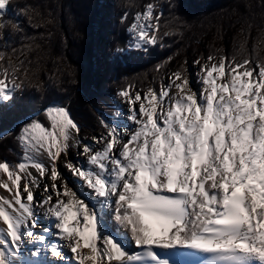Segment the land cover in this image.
I'll return each instance as SVG.
<instances>
[{
  "label": "snow or ice",
  "instance_id": "1",
  "mask_svg": "<svg viewBox=\"0 0 264 264\" xmlns=\"http://www.w3.org/2000/svg\"><path fill=\"white\" fill-rule=\"evenodd\" d=\"M10 5L0 0V38L9 27L22 31L5 19ZM162 17L153 2L135 14L136 49L158 44ZM244 34L242 59L223 49L207 56L199 91L187 61L159 91L121 90L135 127L102 120L106 134L92 138L99 147L83 142L67 107H47V125L27 122L17 136L21 161H0V188L10 194L0 195V264H178L171 257L182 254L199 255V264H264V38L253 58ZM0 62L3 105L26 86L28 69L24 59L0 54ZM73 148L86 157L65 163L78 186L59 167Z\"/></svg>",
  "mask_w": 264,
  "mask_h": 264
},
{
  "label": "trees",
  "instance_id": "2",
  "mask_svg": "<svg viewBox=\"0 0 264 264\" xmlns=\"http://www.w3.org/2000/svg\"><path fill=\"white\" fill-rule=\"evenodd\" d=\"M149 2L163 11L158 44L147 53L120 58L116 52L127 46L132 17ZM171 2L175 7L169 0H11L5 19L18 22L22 31L9 27L3 32L0 54L13 63L24 59L28 78L12 101L0 105V136L18 124L0 138V161H21L20 130L31 117L47 124L44 113L33 116L52 103L70 110L81 135L101 134L106 132L101 121L113 116V97L123 89L159 91L169 72L185 61L189 66L200 57L206 60L217 49L242 59L238 49L245 32L250 34L245 55L256 57L257 42L264 38V0ZM125 13L128 19L122 22ZM259 56L264 59V45Z\"/></svg>",
  "mask_w": 264,
  "mask_h": 264
},
{
  "label": "rangeland",
  "instance_id": "3",
  "mask_svg": "<svg viewBox=\"0 0 264 264\" xmlns=\"http://www.w3.org/2000/svg\"><path fill=\"white\" fill-rule=\"evenodd\" d=\"M207 61H204V60H200V64L197 65L195 64L194 62L189 64V66H187L188 68V74H189V77H190V80L192 82V86L195 90L199 91V89L201 88V84L199 83V77H198V73L200 72V66L203 65L204 63H206ZM188 65V64H187ZM172 71L169 72V74L167 75L166 78L163 79L164 81V85H167L169 83V80L172 76ZM129 88V87H128ZM147 90H144V91H138L141 93V95L143 96V94L146 92ZM120 93V92H119ZM118 94L114 95L113 97V101H114V104L116 105V113L114 112L113 113V116L110 118V120H105L103 119L104 121H107L109 123H115L117 125H120V126H127V123L129 122V120L127 119L128 115H129V104ZM130 93L132 94H135L136 92H131ZM58 104V106H62L61 104L59 103H56ZM53 105V103H52ZM49 106V105H48ZM51 106V104H50ZM64 106V105H63ZM137 108L139 107V102H137ZM66 107V106H64ZM45 111V108L42 109L39 113H44ZM24 121H21L19 124L23 123ZM48 123V121H47ZM18 125V124H17ZM17 125L10 131L2 134L0 136V138H4L6 137L7 135H9L10 133H12ZM47 125V124H46ZM128 127V126H127ZM89 134H85L87 137H85V135H81V132H80V137L83 139V142L85 141H93V137H100L101 135H104L106 134V132H103L101 134H96V133H90L89 131H87ZM78 150L76 148H73L69 154L68 157L66 158H62V161L60 162L61 164V168L64 166L65 167V163L68 161V160H71L73 161L74 163H80V164H84L86 162V157L82 156V155H78L77 154ZM82 157V159H80ZM22 159V158H21ZM85 160V161H84ZM65 170H67L66 172L68 174H70L69 176V180H71V173L70 171L66 168ZM23 183V181H22ZM44 196V193H43V187L41 186V188L37 189L36 192H35V198L40 199Z\"/></svg>",
  "mask_w": 264,
  "mask_h": 264
},
{
  "label": "bare ground",
  "instance_id": "4",
  "mask_svg": "<svg viewBox=\"0 0 264 264\" xmlns=\"http://www.w3.org/2000/svg\"><path fill=\"white\" fill-rule=\"evenodd\" d=\"M199 77V76H198ZM199 81V80H198ZM51 106H58V104H53V105H51ZM127 126L128 127H130V128H134L135 127V125L134 124H132L130 121L127 123ZM84 143H90V144H93V146L94 147H99L98 145H95V142L94 141H85ZM80 159H82V157L80 158ZM61 161H62V159H61ZM60 161V162H61ZM85 161V160H84ZM60 162H59V167H60V171L63 173V175H64V177L67 179V180H69V175L70 174H68L67 172V170H65L66 169V167H62L61 168V164H60ZM67 171V172H66ZM33 174L34 175H36V173H35V171L33 170ZM0 178H3V179H7V175L6 174H2V173H0ZM43 183H50V181L47 179V178H45L44 180H43ZM69 183L71 184V185H74V186H78L79 185V181H77L73 176H72V174H71V180L69 181ZM0 195H3V196H8V195H10L5 189H3V188H0ZM44 198V196L42 197V198H40V199H38V200H42ZM37 199V198H36ZM37 211H38V213H39V219H40V221H41V223L42 224H45L44 222H47L48 223V220H47V218L45 217V215H44V210L43 209H37ZM45 225H47V224H45ZM30 247V246H29ZM69 257H72V256H69Z\"/></svg>",
  "mask_w": 264,
  "mask_h": 264
}]
</instances>
